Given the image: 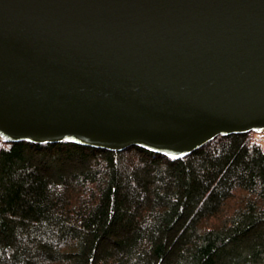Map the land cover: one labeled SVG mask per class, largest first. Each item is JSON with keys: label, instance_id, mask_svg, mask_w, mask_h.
Segmentation results:
<instances>
[{"label": "water", "instance_id": "obj_1", "mask_svg": "<svg viewBox=\"0 0 264 264\" xmlns=\"http://www.w3.org/2000/svg\"><path fill=\"white\" fill-rule=\"evenodd\" d=\"M264 130V0H0V138L181 157Z\"/></svg>", "mask_w": 264, "mask_h": 264}, {"label": "trees", "instance_id": "obj_2", "mask_svg": "<svg viewBox=\"0 0 264 264\" xmlns=\"http://www.w3.org/2000/svg\"><path fill=\"white\" fill-rule=\"evenodd\" d=\"M0 264H264V131L175 158L0 139Z\"/></svg>", "mask_w": 264, "mask_h": 264}, {"label": "bare ground", "instance_id": "obj_3", "mask_svg": "<svg viewBox=\"0 0 264 264\" xmlns=\"http://www.w3.org/2000/svg\"><path fill=\"white\" fill-rule=\"evenodd\" d=\"M216 137V136H215ZM212 140V139H211Z\"/></svg>", "mask_w": 264, "mask_h": 264}]
</instances>
